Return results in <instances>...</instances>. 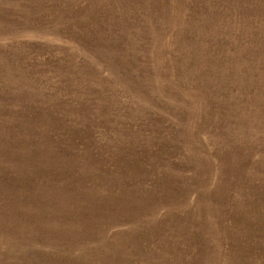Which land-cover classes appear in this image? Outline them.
<instances>
[{
    "label": "rangeland",
    "instance_id": "374dc122",
    "mask_svg": "<svg viewBox=\"0 0 264 264\" xmlns=\"http://www.w3.org/2000/svg\"><path fill=\"white\" fill-rule=\"evenodd\" d=\"M0 264H264V0H0Z\"/></svg>",
    "mask_w": 264,
    "mask_h": 264
}]
</instances>
